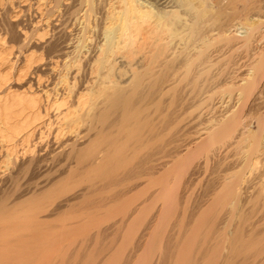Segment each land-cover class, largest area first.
Instances as JSON below:
<instances>
[{"label":"bare ground","instance_id":"obj_1","mask_svg":"<svg viewBox=\"0 0 264 264\" xmlns=\"http://www.w3.org/2000/svg\"><path fill=\"white\" fill-rule=\"evenodd\" d=\"M32 2L24 10L29 14L33 9L29 16L38 13V20L29 26L16 22L7 29L20 27V34H14L18 46L0 36V264H52L57 254L68 258L67 241L81 243L72 249L79 254L85 225L107 220L110 231L105 230L116 235L123 226L141 221L140 214L161 199L164 207L158 212L167 217L176 196L163 199L165 181L178 165L176 161L188 159L195 149L220 136L236 144L249 135L250 145H259L264 113L256 118L251 135L243 129L241 118L249 110L248 101L255 100L262 79L258 69L264 67V60L260 63L264 58V0ZM19 3L0 0V18L8 6L11 21L20 16ZM52 16L55 20L49 30ZM228 16L236 20H227ZM254 31L259 43L256 55L238 57L239 64L230 61ZM46 72H54L52 92L39 94L32 84L15 86L31 75L39 84ZM221 90L236 102L216 114L214 98ZM193 107L200 108L195 116ZM258 162L252 158L240 180L234 175L221 180L237 192ZM155 222L152 225L157 228ZM259 223L262 235L258 234L264 236V220L254 225ZM154 226L145 227L151 229L141 234L144 245H136L137 254L132 251L136 257L130 259L129 253V263L125 259L121 264L155 263L149 259L151 247L159 241L151 239L156 234ZM187 228L160 229L169 252L162 264H264V243L249 254L242 248L247 250L256 240L230 244L237 250L235 258L241 256L236 261L232 249L228 251L232 255L227 251L222 255L226 248H221L222 238L210 235L212 239L207 240L209 233L202 236L197 228L189 235L191 227ZM103 231L99 226L94 240ZM237 235L232 237L236 241ZM223 236L229 238L231 233ZM103 248L101 258L95 261L94 256L96 263L91 260V264L106 262L110 246Z\"/></svg>","mask_w":264,"mask_h":264},{"label":"rangeland","instance_id":"obj_2","mask_svg":"<svg viewBox=\"0 0 264 264\" xmlns=\"http://www.w3.org/2000/svg\"><path fill=\"white\" fill-rule=\"evenodd\" d=\"M32 1L33 0H31V1L30 0H24V1H22L23 3H19L18 0H12L13 5H18V3L21 5V9H23L21 15L18 16L16 19L13 17L14 20L12 19V21H11V17L9 19V16H8L9 14H6L9 12L8 11L9 6H8L5 9V12L6 11L7 12L4 13V15L0 18V36H3L4 39L9 44H13L14 45L13 47L18 46L17 42H16L17 39L15 40V35L20 34L19 33L20 27L16 28V30H14V31H12V29L8 31L7 29H10L11 26L14 25V23H16V22H22L23 21L21 24L25 23L26 26H29V24H31V23L33 24L35 20H38V18L36 17L38 13L34 16L33 15L29 16V14H32L30 12L33 9L30 8L29 14H28V12H25V10H24V9H26V7L29 3L30 4L33 3ZM240 4H242V3H237V6H240ZM23 12H24V16H23ZM25 14H28V16ZM250 15H252V14H250ZM255 16L256 15L253 14L250 17L255 18ZM23 18L26 20H24ZM32 19H33V21H32ZM229 19L232 22L236 20V19L232 20V18H230V17L227 20H229ZM54 20H55V16L54 17L52 16L48 20V22L50 23V26L48 27L49 30H50V27L52 26V24L54 23L53 22ZM43 23H44V21H43ZM7 24H9V25L7 26ZM238 31H239V29H238ZM214 32H216V31H214ZM257 33H258L257 31H254V33L250 34L249 39H248L249 43L251 42L250 45L248 42H246L244 44V47H243V45L241 47H239V49L235 53L236 55L234 54L236 57L233 55L231 57L230 61H232V62L236 61V63H238L237 61L239 60V63H241L240 62L242 60V58H240L241 56L242 57L243 56L253 57L254 53L256 55L257 49H255V46H256V43H258V41H256L258 39ZM13 40H15V41H13ZM247 44H248V47L250 46L249 48L246 47ZM250 48H252V49H250ZM256 48H258V47H256ZM247 50H248V54L246 52ZM239 51L244 52V54L242 52L240 53ZM252 54H253V56H252ZM234 57L236 58L235 60H234ZM238 57L241 60L238 59ZM263 60H264V58L262 60H260V63H262ZM232 64H235V63H232ZM263 64H264V62L262 63V65ZM233 66L235 67V65H233ZM258 70H259L258 71L259 74L262 75L263 80L261 79L259 89L256 92L255 97H253L255 100L253 101V99H250L251 101H248L249 103H247L249 106V110L246 112V115L248 114V116L245 115L244 117L242 116L243 119L241 118V122H243V124L245 125V127L243 129L245 131H248V134L250 133V135L252 134L251 131L252 132L256 131V125H255L256 118L259 116V114H262V112L264 113V71H263L264 67L260 68ZM242 72L243 71H241L240 73H242ZM261 72H263V73H261ZM53 73L54 72H51V73L46 72V74L44 75V77H42L39 84L38 83L36 84L35 79H33L34 78L33 75H31V76H27L20 84H15V86L17 88V87H21V86L25 87V85H27V84H32V86L34 88H36L34 90H36L39 94L43 95V93L45 91L46 92H52V90L55 88V86H54L55 78H54ZM56 87L60 88V86H56ZM58 91H61V89H59ZM221 92H218L214 98V100H215L214 105L216 106V108L218 110L216 114H218L219 111L224 112L225 110H227L229 108V106L233 105L236 102L235 100H232L233 97L232 96L230 97V94H228L227 92H224L222 90H221ZM228 97H230V98H228ZM256 102H258V103H256ZM236 105H237V103H236ZM193 108H191V110L193 111L192 115L195 116V114H197V111L200 108L199 107H197L196 109H195V107H193ZM223 112H219V114H222ZM199 128H197V130ZM243 129L241 127L240 131ZM197 130L195 129V131H197ZM261 133H262V135L260 136V139H259V141L260 140L261 141H260L258 146L253 147V145L252 146L250 145L251 144V138L249 135L246 136V139L248 138V140L250 142L248 140L245 141V139H243V142H239L240 144L239 143L234 144L233 139L220 136L221 138L220 137L217 139L215 138L211 142L206 143L204 145L205 147H200V148L195 149L193 151L194 153L193 152L191 153L192 157L188 156V159L184 158L182 160L176 161V163L178 164V165L176 164L177 165L176 167L175 166L173 167V165H175V162H172L173 164L168 163L169 167H171L170 164H172L173 169H171L172 173L170 170H169L170 172H168L169 174L167 175V177H169V175L171 177L166 178L165 186L166 185H168V186H166V188H165L166 193L163 195L164 196L163 199L167 200L173 196H176L175 198L173 197L175 199V202H176L173 205L175 208L173 206L171 207L174 209V211H172L173 209H171L172 213L170 212L171 214L170 213L167 214V215L170 214L171 215V216L169 215L170 217L169 216L166 217V215L165 216L162 215V212H161V216H160L159 212L161 211L162 206L164 207V203H162V199H161L159 201L160 203L157 202L159 205L156 204V205H154V207L151 206L148 208L149 210L147 209L146 211L142 212V215L140 214V216L143 218V219L141 218V221H139L138 223L132 224V225L123 226L122 228H120V230H118L119 232L117 231L115 233L116 235H113V236L107 233L110 231V228L108 227L109 221H107V220L100 221L99 224L97 222L96 226H93V225H95L94 223L91 224L92 226L88 223L87 225H85V228H84L85 230H83V233L85 231V234H83V236L79 235L80 237H82L80 242H82L85 238V241H83V244H82L83 246H81V247H83V248H81L82 251L80 249V251L77 252L81 255L76 254V252L73 251L74 249H78L76 247L77 245H78V247L81 245V243L77 244V242L75 240H73L74 239L73 238L72 240H73V242L75 241L74 243H72V241L68 243V241H67L66 242L67 244H65L67 246V247H65V250H67L68 258L66 257L67 256L66 254H65V256L63 254V256L65 258L64 257L60 258L61 256L58 257V255H62V253L57 254V255H55L57 257H53L54 259L52 258L53 259L52 264H63V263L64 264H91L93 262L96 263L95 261H98L101 258L99 254H100V252H103V251H101L102 248L103 247L108 248L109 246H110V248L111 247L112 248L111 249L108 248L110 253L108 252V249H107L106 254L108 253L109 255L107 254L105 256L106 262H104V264H121L122 262L125 263V259H126V263H129V259L127 258V256H128L127 254L130 253V255L133 256V258L132 257L130 258V256H128L132 260L136 257V256L134 257V254L135 255L137 254V252L135 251L136 245L140 246V248L144 245L143 244L144 238L141 234L144 233L146 230L149 231V229H151L154 226L152 224H154V222L156 221V218L159 219V217L161 218V220L158 221V219H157V222H158V224H157L158 226H156L157 228H155V226H154V229L156 230V234L157 233L158 234L157 235L155 234V236L153 235L155 238L151 237V239L154 241H156V239H157V241L159 240L160 243L161 242L162 243L160 245L159 241L158 242L156 241L157 244L154 245L155 247H151V250L149 253L150 254L149 259L153 260L152 263L155 262L156 264L157 263L162 264L166 260L167 256L169 255L168 250L166 251V247L168 248L167 243L164 245L163 244L164 239L163 238L161 239V236H159L160 235L159 234L160 229H161V231H163L162 229H164L166 226L171 228V229H173L172 227H174L175 230H182V229L186 230V228L189 226V228L190 227L192 228V229L190 228V231L187 230V231H189V233H188L189 235H191V233H190L191 231H195L194 229L197 228L198 230H200V232H198V233H200L202 236L209 233L208 235H206V238L208 237L207 240L209 239L210 235L213 236V239L217 238L219 241L221 240L220 238H222L223 241L222 240L220 241L221 245H222L221 248H222V250L225 247L226 248L223 251H221V253L227 251L226 253L228 254V256L233 254V253H231V251L228 252L229 250L232 249L233 252H234V250H236V249H234V245H236V243H238V242L240 243L241 241H243V242L245 241L247 244H249L251 242L250 239H253L252 241H254V240H256V241H254L253 243L251 242L250 244H252V245H250V244H249V246L247 245V247H248V248L246 247L247 250L245 248H242V249L246 253H247V251H249L248 254L257 251V249L264 243V238H263L264 236H259L261 234L260 223L258 225H254L258 222H261L262 219L264 220V218L261 219V217H264V183H263L264 182V130ZM254 153H255V156H254ZM254 157L257 159V161H259L256 164V167L250 173L247 174L248 175L247 179L242 184L238 185L237 188L239 191L236 192L235 191V190H237L236 188H235V190L230 191L229 186H228V182L222 181L221 179H223L224 177H227L228 175L229 176L234 175L236 178L239 177V180H240L241 177L244 175V173L248 172L247 171L248 170V168H247L248 163L252 158L254 159ZM188 162H190V163H188ZM183 164L185 165L184 167L182 166ZM179 167H180V169H179ZM174 169L177 172L178 171L179 172L178 173L176 172V174H174L175 173ZM181 170H182V173H181ZM25 173L27 175L28 172L25 171ZM226 173H227V175H226ZM177 175H179V176H177ZM174 178H177V179H174ZM96 180L97 179H94V181H96ZM221 182H223V183H221ZM219 183H220V185H219ZM167 187H168V189L171 188L173 190L170 189V191H167ZM174 188L176 191L174 190ZM226 188H227V190H226ZM151 190H152V188H150L149 191L151 192ZM172 192H175V193H172ZM234 194H236V195H234ZM211 202H212V204H211ZM259 212H260V214H259ZM201 213H202V215H201ZM262 214H263V216H262ZM154 217H156V218H154ZM144 219H146V220H144ZM230 219H232V220H230ZM259 219H261V220L259 221ZM147 220H149V221H147ZM150 221H151V223H150ZM204 221H205V223L202 224ZM157 222H155V223H157ZM163 223H164V225H163ZM194 223L196 226L194 225ZM97 224L100 226V228H104V231H105V232L103 231L104 234H103V232H101L102 233V234H100L101 236H98V239H96L98 241V243L96 240H94L95 236L92 237L93 233L97 230V228H99V226ZM211 224H212V229L210 228ZM147 225L151 226V228H149V229L146 228V230H145V227H147ZM246 225H247V227H245ZM252 225L253 226H259V227L254 228ZM179 226L181 229L178 228ZM198 226L199 227L201 226V228H199ZM106 227L109 229V231L105 230ZM213 227H214V229H215V227L216 228L218 227V228L216 230H213ZM220 227H221V229L219 231L218 229ZM241 227H242V230L245 228V229H247L246 230L247 232L249 231L248 233L246 232L247 236L244 235L245 229L243 230V232H241L242 231ZM252 227L254 229H252ZM88 228H89V231H87ZM189 228H187V229H189ZM235 229H239V230H236L235 233H233V230H235ZM100 230H102V229H100ZM155 230H154L153 234L155 233ZM221 230H222V233H221ZM213 231H215V232H213ZM250 231H251L252 235H249L250 237H248V234H250ZM255 231H256V233H255ZM211 232H213V233L211 234ZM259 232H260V234H258ZM218 233H219V235L221 233L222 236L217 237ZM223 233H224V235H227V236H230V233H231V236L228 238L226 236H223ZM225 233H227V234H225ZM228 233H229V235H228ZM232 233L235 236L237 234H239V236L237 235L238 241H236L237 238H232V237H235V236H232ZM192 234H193V232H192ZM240 234L243 238L241 237V240L239 241ZM253 235H254V237H253ZM212 236H210L211 239H212ZM77 237L75 238L76 240L79 239ZM91 237H92V239H91ZM224 237H226L227 239H224ZM260 237H262V238H260ZM203 238H205V237H203ZM231 238H232V240H231ZM256 238H259V239H256ZM10 239H12V237L3 239V241L5 240V242H6V241H9ZM86 239H87V241H86ZM234 239H235V241H234ZM243 239H246L247 241L243 240ZM224 240L229 242V243L225 242ZM77 241H79V240H77ZM231 241L233 243H231ZM107 242L109 243V245L107 244ZM137 242H138V244H136ZM222 242L223 243L225 242V243L223 244ZM234 242H235V244H234ZM95 243H97V245ZM239 243L237 245H239ZM162 244L165 246V249H162ZM230 244H234V245H230ZM107 245H108V247H107ZM98 246H100L101 248ZM138 246H137V248H138ZM227 246H228V249H227ZM93 247H94V249H93ZM106 248H103V250ZM137 248H136V250H137ZM65 250H64V252H65ZM250 250H252V252H250ZM132 251H135V253L133 254ZM236 251L234 252V254H235L234 260L237 261L240 259L241 256H238L237 258H235L236 255H238L236 253ZM72 252H74L75 254H73ZM226 253H225V256H226ZM222 255H224V253H222ZM94 256L95 257L97 256L95 261H93ZM101 256H103V255H101ZM125 256H126V258H125ZM156 256L158 257L159 260L158 259L157 260L159 262L154 261V259L157 258ZM161 259H162V262H160ZM117 260L119 261V263H117L118 262Z\"/></svg>","mask_w":264,"mask_h":264}]
</instances>
